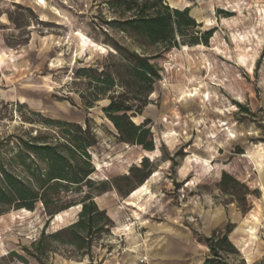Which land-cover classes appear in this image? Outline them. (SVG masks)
<instances>
[{
  "label": "rangeland",
  "instance_id": "1",
  "mask_svg": "<svg viewBox=\"0 0 264 264\" xmlns=\"http://www.w3.org/2000/svg\"><path fill=\"white\" fill-rule=\"evenodd\" d=\"M107 1L0 0V163L34 185L27 169L18 166V153L32 168L46 166L23 141L47 138L60 144V151L68 145L62 129L47 127L45 118L84 129L88 118L97 140L87 150V163L78 152L72 157L74 168H93L91 184L49 187L40 196L47 204L40 200L33 209L0 203L3 264H41L26 251L37 253L41 239V258L47 264H141L146 250L152 252L147 255L151 264L168 246L175 250V264H203L209 253L204 239L228 225L238 253L227 260L263 264L264 0H164L174 8L189 7L197 27L157 59L161 77L151 103L133 118L136 123L150 120L147 127L159 149L149 159L152 174L158 173L152 192L137 197V207L126 205L123 194L138 184L141 173L130 169L141 166L145 149L119 140L103 111L108 99L87 108L79 96L83 86L73 82L75 68L95 63L110 50L102 43L107 35L117 40L124 36L106 24L117 16ZM100 25L108 29L107 35ZM208 31L207 43H192V35L201 38ZM237 102L250 113L242 112ZM64 110L71 117L62 115ZM173 156L174 163L167 160ZM223 171L251 190L247 205L239 207L220 190ZM103 183L105 188L117 185L121 192H102ZM87 194L96 203L104 196L101 203L120 210L116 221L102 215L98 225L109 223L107 229L81 238L69 232L53 237L79 220L83 204L78 203L88 204ZM129 235L137 236L138 245L131 244ZM12 251L27 262L10 255Z\"/></svg>",
  "mask_w": 264,
  "mask_h": 264
},
{
  "label": "trees",
  "instance_id": "2",
  "mask_svg": "<svg viewBox=\"0 0 264 264\" xmlns=\"http://www.w3.org/2000/svg\"><path fill=\"white\" fill-rule=\"evenodd\" d=\"M107 5L117 15L106 22L107 26L109 29L121 32L124 36L122 40H117L106 34L108 29L102 25L98 26L107 35L102 43L110 50L95 63L75 68L73 82L83 86L84 90L79 92V96L84 100L87 108H92L96 101L108 99L109 103L103 107V111L113 123L119 140L132 145H140L145 149L144 157L139 161L141 166H133L130 169L131 172L138 171L141 175L137 186L123 194L126 197L125 201H129L133 193L141 188L145 180L155 171L149 159L152 160L159 153V149L155 150L152 132L147 127L150 120L146 119L142 123H136L133 118L142 116L151 103L150 95L154 92L155 83L161 77V68L157 59L165 52L177 47L179 41L186 37L187 32L197 27V23L191 16L189 7L174 8L164 0H108ZM211 34L212 32L208 31L200 36L201 38L192 35V43H207ZM236 104L242 112L250 113V109L242 103L237 102ZM43 123L47 127L62 129L68 145L60 151V144H55L47 138L39 141L36 136L35 142L23 141L24 146L35 154L46 167L36 165L32 168L28 160L21 157L22 152L18 153L21 159L17 164L30 173V179L35 181L32 185L0 163V203L3 205L33 209L36 202L40 200L45 205L47 204V200L40 196H42L41 191L44 192L49 187L57 186L58 189L67 188L68 185L79 187L93 182L88 178L93 173V168H74L72 159L73 155L78 152L87 163L90 158L87 150L97 143L88 118L85 129L81 124L49 118H45ZM86 134H92L90 140L81 141L83 135ZM167 160L174 163L175 157ZM113 186L105 188V183H103L105 189L103 188L102 192L111 191L112 188L121 192L119 186ZM219 188L224 194L229 195L239 207L247 205V196L252 194L247 185L226 171L222 172ZM87 200L88 204L85 201L78 203L83 204L79 220L55 232L53 237H58L62 232H69L72 236L81 238L84 233L90 234L91 231L99 230L100 227L107 229L109 223L103 226L98 225V220L102 215L110 223L112 222L106 211L98 207L91 194H87ZM71 206L73 205L62 208L51 215L55 216ZM232 230L233 227L228 225L225 229L216 230L204 239L209 253L203 264H231L226 256L238 253L236 246L230 240ZM42 243L43 239L36 243L37 253L31 254L28 249L26 251L37 258L41 264H47L41 258L44 254L41 248ZM10 255L27 262V259L17 252L12 251ZM0 264H3V258L0 259Z\"/></svg>",
  "mask_w": 264,
  "mask_h": 264
},
{
  "label": "bare ground",
  "instance_id": "3",
  "mask_svg": "<svg viewBox=\"0 0 264 264\" xmlns=\"http://www.w3.org/2000/svg\"><path fill=\"white\" fill-rule=\"evenodd\" d=\"M39 1L42 2V4L44 3L43 0H39ZM196 90L197 89H195V92H196ZM196 94L197 93H195L194 95H196ZM189 96H193V95L192 94H189ZM61 114L64 115L65 117H71L70 116V113L67 110H64L63 112H61ZM157 175H158V173H156V172L154 174H151L149 176V178L146 180V183L140 189H138L134 193L133 198L130 201H127V204L126 205H131V206L137 207L138 206V203L135 201V199L137 197H140V196H146V195H148V194H150L152 192V190H151V184L155 182V179H156V176ZM58 219L59 220L64 219V215H58ZM128 229L130 230V227ZM129 241L131 242V244H136V243L139 242L137 236H131V235H129ZM146 252H147V255H150L151 254V251L150 250H146Z\"/></svg>",
  "mask_w": 264,
  "mask_h": 264
},
{
  "label": "crops",
  "instance_id": "4",
  "mask_svg": "<svg viewBox=\"0 0 264 264\" xmlns=\"http://www.w3.org/2000/svg\"><path fill=\"white\" fill-rule=\"evenodd\" d=\"M112 194V192H109ZM96 201L98 203V205H100L102 210H106L107 215L114 221H116V219L119 216V212L120 210H116V209H110L106 204H103L100 201H104V196H99L96 198ZM101 203V204H100ZM135 211V210H134ZM138 245V243H136ZM179 249V247L177 248ZM174 249H171L169 246L168 248H164L163 250V256L161 259L157 260V261H153L151 262L152 264H175L176 262V253H174ZM152 253V252H151ZM6 255H2L0 256V259L4 258ZM149 256H152V254H150Z\"/></svg>",
  "mask_w": 264,
  "mask_h": 264
},
{
  "label": "built area",
  "instance_id": "5",
  "mask_svg": "<svg viewBox=\"0 0 264 264\" xmlns=\"http://www.w3.org/2000/svg\"><path fill=\"white\" fill-rule=\"evenodd\" d=\"M139 262L141 264H148V256L147 255H142L140 258H139Z\"/></svg>",
  "mask_w": 264,
  "mask_h": 264
}]
</instances>
